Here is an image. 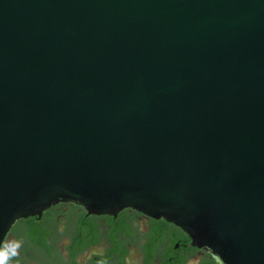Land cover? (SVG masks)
<instances>
[{
  "label": "water",
  "instance_id": "1",
  "mask_svg": "<svg viewBox=\"0 0 264 264\" xmlns=\"http://www.w3.org/2000/svg\"><path fill=\"white\" fill-rule=\"evenodd\" d=\"M60 203L264 264V0H0V250Z\"/></svg>",
  "mask_w": 264,
  "mask_h": 264
},
{
  "label": "flooded vegetation",
  "instance_id": "2",
  "mask_svg": "<svg viewBox=\"0 0 264 264\" xmlns=\"http://www.w3.org/2000/svg\"><path fill=\"white\" fill-rule=\"evenodd\" d=\"M0 264L217 262L164 219L132 209L116 216L92 215L75 204L60 203L42 216L21 219L13 225L1 247Z\"/></svg>",
  "mask_w": 264,
  "mask_h": 264
}]
</instances>
